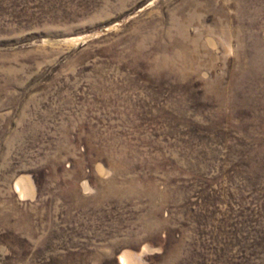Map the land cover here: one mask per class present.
Returning <instances> with one entry per match:
<instances>
[{
  "label": "rangeland",
  "instance_id": "374dc122",
  "mask_svg": "<svg viewBox=\"0 0 264 264\" xmlns=\"http://www.w3.org/2000/svg\"><path fill=\"white\" fill-rule=\"evenodd\" d=\"M261 168L264 0H0V264H264Z\"/></svg>",
  "mask_w": 264,
  "mask_h": 264
},
{
  "label": "trees",
  "instance_id": "16d2710c",
  "mask_svg": "<svg viewBox=\"0 0 264 264\" xmlns=\"http://www.w3.org/2000/svg\"><path fill=\"white\" fill-rule=\"evenodd\" d=\"M260 171H264L262 168L260 169ZM258 174V173H257ZM256 176V175H255ZM264 178V177H263ZM257 180H258V175H257ZM35 182L37 183V186H38V188H39V181H38V179L35 177ZM255 184H256V181H255ZM256 247V246H255ZM25 250H27V249H23V251L22 252H19V251H15V255H18V256H20ZM40 258V263L41 264H50L49 263V261H48V259H47V257H39Z\"/></svg>",
  "mask_w": 264,
  "mask_h": 264
}]
</instances>
